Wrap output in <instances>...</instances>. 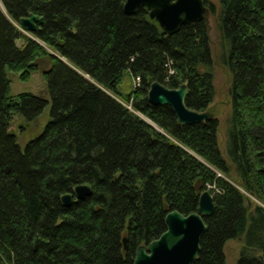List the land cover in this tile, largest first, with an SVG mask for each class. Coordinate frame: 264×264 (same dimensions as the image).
<instances>
[{"label":"trees","instance_id":"trees-1","mask_svg":"<svg viewBox=\"0 0 264 264\" xmlns=\"http://www.w3.org/2000/svg\"><path fill=\"white\" fill-rule=\"evenodd\" d=\"M217 1L203 0L230 73L226 156L214 114L180 124L146 97L153 80L186 82V105L210 111L206 18L168 34L124 0H0V264H132L165 214L195 210L205 188L214 210L190 264H225L232 238L242 241L234 264H264V0ZM30 12L43 22L24 32ZM44 59L49 116L21 148L13 115L30 122L48 100L9 95L7 70L28 78ZM125 72L136 82L122 93ZM78 183L90 194L64 205Z\"/></svg>","mask_w":264,"mask_h":264},{"label":"water","instance_id":"water-1","mask_svg":"<svg viewBox=\"0 0 264 264\" xmlns=\"http://www.w3.org/2000/svg\"><path fill=\"white\" fill-rule=\"evenodd\" d=\"M138 7L147 9L149 16L168 34L177 31L183 23L205 18L208 12L203 0H124L123 10L126 13H135ZM42 22L43 17L32 12L19 19V25L25 32L34 31L37 24ZM60 58L63 60V57ZM187 91L186 82L169 87L153 80L146 97L152 104L169 105L180 124L200 122L211 117V111L196 110L186 105ZM90 192L88 184L78 183L72 192L63 193L60 197L64 205H69L73 196L81 198ZM213 210V195L207 188L200 192L195 210L186 214L176 209L169 210L164 216L165 229L157 237L135 248L132 264H190L207 227L203 216L211 214ZM122 243L126 248V236L122 237Z\"/></svg>","mask_w":264,"mask_h":264},{"label":"rangeland","instance_id":"rangeland-1","mask_svg":"<svg viewBox=\"0 0 264 264\" xmlns=\"http://www.w3.org/2000/svg\"><path fill=\"white\" fill-rule=\"evenodd\" d=\"M216 8L218 7L217 0H211ZM208 23L209 43L212 56V74L214 95L209 104V110L218 119L217 139L221 152L226 156V129L228 126V117L230 115V102L228 95V85L230 82V73L226 66L222 63V38L216 25V16L209 11L206 14ZM25 32V31H24ZM29 34V33H28ZM47 60H42L39 66L34 69L28 78H21L18 71L7 70L8 77V94L16 95L22 91H29L48 100L41 113L30 121L24 122L20 114L15 113L10 123V129L16 134L17 142L21 148L29 138L38 134L49 116L50 96L47 89L46 80L43 76V69L48 67ZM135 78H132L125 72L119 83L122 93H127L132 89ZM147 119V118H146ZM242 241L237 238L229 239L225 242V264H234L238 255Z\"/></svg>","mask_w":264,"mask_h":264},{"label":"built area","instance_id":"built-area-1","mask_svg":"<svg viewBox=\"0 0 264 264\" xmlns=\"http://www.w3.org/2000/svg\"><path fill=\"white\" fill-rule=\"evenodd\" d=\"M169 72H172V69H169Z\"/></svg>","mask_w":264,"mask_h":264}]
</instances>
